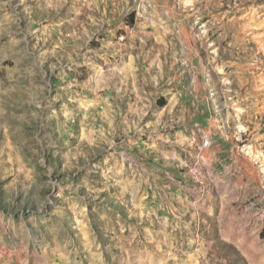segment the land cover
<instances>
[{
  "label": "rangeland",
  "instance_id": "obj_1",
  "mask_svg": "<svg viewBox=\"0 0 264 264\" xmlns=\"http://www.w3.org/2000/svg\"><path fill=\"white\" fill-rule=\"evenodd\" d=\"M180 1L0 0V264H264V0Z\"/></svg>",
  "mask_w": 264,
  "mask_h": 264
},
{
  "label": "bare ground",
  "instance_id": "obj_2",
  "mask_svg": "<svg viewBox=\"0 0 264 264\" xmlns=\"http://www.w3.org/2000/svg\"><path fill=\"white\" fill-rule=\"evenodd\" d=\"M178 2H180V7H183L182 5H181V1L180 0H177ZM198 1H205V0H198ZM239 1V0H238ZM201 6V5H200ZM205 6V9L206 8H208V7H210V9H211V7H213V8H215L216 7V5L213 3V0H208V1H206V4L204 5ZM203 8V7H202ZM201 7H199V3H197V2H195L194 3V9H193V12L194 13H197V11H199L200 9H202ZM164 9L169 13V15L172 17V16H175V12H174V8L173 7H167V6H164ZM178 10V9H177ZM203 10V9H202ZM206 10H208V9H206ZM199 12H201V11H199ZM198 12V13H199ZM207 12V11H206ZM187 17H190V15H186ZM187 17H184L183 19H184V21L185 22H188L189 23V25L191 26V28H193V29H195V26H198V24H199V22H194V23H192ZM195 20H197V19H195ZM181 25V24H180Z\"/></svg>",
  "mask_w": 264,
  "mask_h": 264
},
{
  "label": "built area",
  "instance_id": "obj_3",
  "mask_svg": "<svg viewBox=\"0 0 264 264\" xmlns=\"http://www.w3.org/2000/svg\"><path fill=\"white\" fill-rule=\"evenodd\" d=\"M208 145V140L204 139L203 143L201 144V147H206Z\"/></svg>",
  "mask_w": 264,
  "mask_h": 264
}]
</instances>
